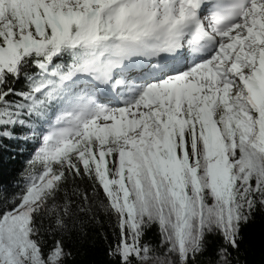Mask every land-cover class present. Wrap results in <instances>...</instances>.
<instances>
[{
    "label": "snow or ice",
    "instance_id": "1",
    "mask_svg": "<svg viewBox=\"0 0 264 264\" xmlns=\"http://www.w3.org/2000/svg\"><path fill=\"white\" fill-rule=\"evenodd\" d=\"M0 138L31 153L0 184V264H68L105 224L112 264H239L264 213V0H0Z\"/></svg>",
    "mask_w": 264,
    "mask_h": 264
},
{
    "label": "trees",
    "instance_id": "2",
    "mask_svg": "<svg viewBox=\"0 0 264 264\" xmlns=\"http://www.w3.org/2000/svg\"><path fill=\"white\" fill-rule=\"evenodd\" d=\"M30 154V145H25L22 141L0 138V184L8 186L17 179ZM87 232L83 242L75 234L73 235L69 247L74 252L75 258L69 260L68 264H112L106 255V249L108 243L114 242V237L107 224L103 231L99 226L91 225ZM105 233L108 237L107 241L104 239ZM243 235L240 252L234 254L239 256V264H264V213L256 214L255 219L244 228ZM156 238L155 229L146 237L152 241ZM210 240L209 255L214 252L217 238L210 237ZM201 264H208V261L202 258Z\"/></svg>",
    "mask_w": 264,
    "mask_h": 264
}]
</instances>
